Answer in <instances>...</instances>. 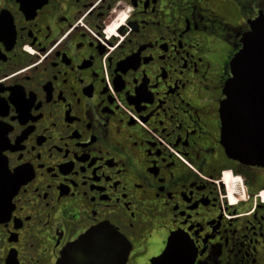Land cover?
Returning <instances> with one entry per match:
<instances>
[{"label":"flooded vegetation","instance_id":"flooded-vegetation-1","mask_svg":"<svg viewBox=\"0 0 264 264\" xmlns=\"http://www.w3.org/2000/svg\"><path fill=\"white\" fill-rule=\"evenodd\" d=\"M262 15L264 0H0V264H264V167L228 157L220 115Z\"/></svg>","mask_w":264,"mask_h":264},{"label":"water","instance_id":"water-1","mask_svg":"<svg viewBox=\"0 0 264 264\" xmlns=\"http://www.w3.org/2000/svg\"><path fill=\"white\" fill-rule=\"evenodd\" d=\"M264 19L260 16L256 21ZM231 60V75L220 106L222 144L228 157L264 167V34L252 26ZM254 33V35H253ZM94 233L82 237L75 250H87ZM89 240V241H88ZM76 264H86L81 257Z\"/></svg>","mask_w":264,"mask_h":264},{"label":"snow or ice","instance_id":"snow-or-ice-1","mask_svg":"<svg viewBox=\"0 0 264 264\" xmlns=\"http://www.w3.org/2000/svg\"><path fill=\"white\" fill-rule=\"evenodd\" d=\"M254 29L259 31L260 33L264 34V19L256 21L255 24L252 26ZM254 35V33H253ZM26 172V169H17L16 174H13L11 172L8 173L9 176L15 178V175L17 174H23ZM5 174V168L0 165V215H3L4 213V201H3V178ZM183 237L180 234H177L176 237L173 239V245H175L177 242L181 241ZM171 251V249H169Z\"/></svg>","mask_w":264,"mask_h":264},{"label":"rangeland","instance_id":"rangeland-1","mask_svg":"<svg viewBox=\"0 0 264 264\" xmlns=\"http://www.w3.org/2000/svg\"><path fill=\"white\" fill-rule=\"evenodd\" d=\"M229 179V183H230V191L232 192L233 191V188H232V186H233V182H232V178L231 177H229L228 178Z\"/></svg>","mask_w":264,"mask_h":264},{"label":"bare ground","instance_id":"bare-ground-1","mask_svg":"<svg viewBox=\"0 0 264 264\" xmlns=\"http://www.w3.org/2000/svg\"><path fill=\"white\" fill-rule=\"evenodd\" d=\"M227 174H229V173H227ZM229 176L230 175H227V178H225L224 181H225L226 185L230 187V183H229V179H228Z\"/></svg>","mask_w":264,"mask_h":264},{"label":"built area","instance_id":"built-area-1","mask_svg":"<svg viewBox=\"0 0 264 264\" xmlns=\"http://www.w3.org/2000/svg\"><path fill=\"white\" fill-rule=\"evenodd\" d=\"M261 197L263 198V200H264V194H261Z\"/></svg>","mask_w":264,"mask_h":264}]
</instances>
